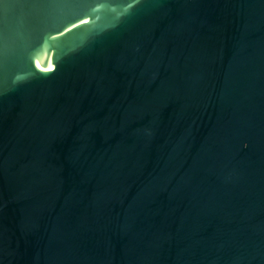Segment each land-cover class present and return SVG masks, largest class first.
Wrapping results in <instances>:
<instances>
[{
    "label": "water",
    "instance_id": "water-1",
    "mask_svg": "<svg viewBox=\"0 0 264 264\" xmlns=\"http://www.w3.org/2000/svg\"><path fill=\"white\" fill-rule=\"evenodd\" d=\"M0 264H264V0H0Z\"/></svg>",
    "mask_w": 264,
    "mask_h": 264
},
{
    "label": "bare ground",
    "instance_id": "bare-ground-1",
    "mask_svg": "<svg viewBox=\"0 0 264 264\" xmlns=\"http://www.w3.org/2000/svg\"><path fill=\"white\" fill-rule=\"evenodd\" d=\"M39 61H37V63H38ZM43 71V70H42Z\"/></svg>",
    "mask_w": 264,
    "mask_h": 264
}]
</instances>
